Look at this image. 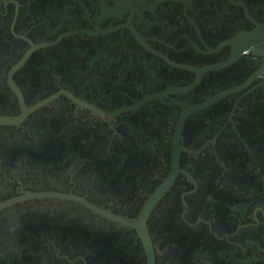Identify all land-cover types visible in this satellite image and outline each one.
I'll use <instances>...</instances> for the list:
<instances>
[{"label":"flooded vegetation","instance_id":"obj_1","mask_svg":"<svg viewBox=\"0 0 264 264\" xmlns=\"http://www.w3.org/2000/svg\"><path fill=\"white\" fill-rule=\"evenodd\" d=\"M264 0H0V264H264Z\"/></svg>","mask_w":264,"mask_h":264},{"label":"water","instance_id":"obj_2","mask_svg":"<svg viewBox=\"0 0 264 264\" xmlns=\"http://www.w3.org/2000/svg\"><path fill=\"white\" fill-rule=\"evenodd\" d=\"M243 46L245 49L264 54V24H258L254 31L245 34L243 37Z\"/></svg>","mask_w":264,"mask_h":264}]
</instances>
